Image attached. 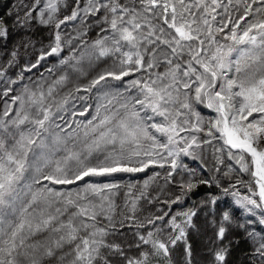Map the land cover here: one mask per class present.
I'll list each match as a JSON object with an SVG mask.
<instances>
[{
    "label": "snow or ice",
    "instance_id": "6c2138e0",
    "mask_svg": "<svg viewBox=\"0 0 264 264\" xmlns=\"http://www.w3.org/2000/svg\"><path fill=\"white\" fill-rule=\"evenodd\" d=\"M63 2L21 5L24 12L16 21L21 28H30L33 20L54 28L48 50L27 71L60 55L65 43L61 26L69 21L83 25L95 17L102 35L90 44L81 41L78 53L74 49L60 60L70 71L46 88L24 85L0 110V264H117V259L120 264H152L154 258L171 264L170 249L178 242L185 243L191 264L186 228L195 212L177 214L185 217L183 226L177 216L165 220L168 212L137 224L152 227L146 234L137 231L135 243L127 245L139 251L135 256L113 239L131 227L126 221H136L138 202L148 199L147 189L159 173L145 179L138 194L131 183L92 178L146 173L164 168L171 157L170 179L177 157L194 156L195 149L213 140L222 141L214 146L215 153H226L240 172L254 178L258 191L250 189L252 195L239 197L236 204L251 216L260 210L258 222L264 226V0H73L71 14L61 19ZM7 36L0 24V38ZM29 44L30 39L24 42ZM16 56L13 50L8 67ZM108 60L111 64L86 86L56 99L73 73L83 75L85 62L91 66ZM3 79L6 68H0ZM109 81L119 84L104 90ZM92 89L101 92L103 101L92 119L70 132L55 122L73 92ZM12 91L8 87L2 95ZM199 106L215 112V119L206 122ZM198 133L208 138L200 140ZM215 159L223 163L219 155ZM70 185L77 187H56ZM194 186L191 181L181 184L182 195ZM122 187L128 191L121 207L116 197ZM181 200L177 196L170 204ZM231 221L225 211L217 232L220 241L227 231L224 224ZM165 227L172 229L166 238ZM246 236L255 245L253 255L264 264V234L246 230ZM227 252V247L215 251L213 264H224Z\"/></svg>",
    "mask_w": 264,
    "mask_h": 264
},
{
    "label": "trees",
    "instance_id": "16d2710c",
    "mask_svg": "<svg viewBox=\"0 0 264 264\" xmlns=\"http://www.w3.org/2000/svg\"><path fill=\"white\" fill-rule=\"evenodd\" d=\"M2 0H0L1 2ZM95 17H88L85 24H81L79 20L74 24V27L72 28L74 30L73 34H66L64 37V45L63 50L60 53L59 56L53 55L49 56L47 60H41L37 64L38 67L31 68V70L27 73H23V81L26 79L25 77H30L31 74L35 75V78L33 80H30L28 82H24V85H28L30 87H35L37 84L43 85L45 88L48 84L52 83L55 79H57L60 75H62L64 72L70 71L66 65H61L60 60L68 58L73 54V50L75 49L77 53L79 52V45L81 41H87L89 44L99 38L102 33L100 32V26L95 22ZM35 29L40 28V23L38 20H34ZM43 31L37 30L35 32V36L38 38L40 37V33ZM86 32V35L83 34ZM90 36L93 38L89 42ZM53 35L51 36V38ZM38 59L28 63L27 68H29L32 64H36ZM49 64V66H46L44 63ZM87 63V62H85ZM111 63L108 61H101L98 63H94L93 65L89 66L83 65V75H78L73 73L71 77V81L67 84L66 87L58 90V95L56 97L57 100L61 99L64 95H66L69 91H72L76 86H86L93 78H95L100 72L104 71ZM51 69V72L49 71ZM26 74V76L24 75ZM131 79V77L126 78ZM119 82L111 81L110 88L115 89L118 86ZM16 88L19 86V84H15ZM22 89V87H21ZM122 90V89H121ZM20 92V91H19ZM96 91L95 89H92L90 92L80 91L79 93L73 92L72 96L69 99L68 104L64 105V110L60 111L56 114L54 117L55 122L61 127H63L66 131H72V129H76L77 123L86 124L88 120L92 119V117L96 113L95 107V97H96ZM83 97V99H81ZM9 102L11 99H8ZM198 110L200 111L201 115L204 117L205 121L207 122L209 119L214 120L217 114H214L211 109H207L203 106H199ZM210 110L213 112V115L211 114ZM55 111V110H54ZM84 113L81 115L80 113ZM69 125L71 127H69ZM205 129H207V123L204 125ZM79 131V130H78ZM199 136V135H197ZM203 136V135H202ZM207 139V138H206ZM202 140V139H200ZM204 140V139H203ZM221 141L213 140L212 145H204L200 149L194 150V156L189 155L185 156L181 154L179 157H177V163L179 161L178 167L175 171H173L172 176L170 179H168V172L172 171L170 167V162L165 165L166 171L164 176L165 179L161 180L159 184L156 185L155 190H149L152 187H149L147 189L148 199H150L152 202L149 203L148 199H142L138 202V210L136 212V221H131V227H125L122 229V232L126 233L127 237V244H134L136 237L135 233L139 231L140 233H145L149 229L147 227L145 228V231H142V228H137V224H139V221H142L144 218L143 216L146 215L147 217H154L158 216L163 211L166 210L169 211V216L165 220H170L172 216H177V222L181 223L182 219L185 218L183 215H174L172 211L175 208H178L177 210H181L179 213L185 212L187 210L184 209V206L192 207L188 209L187 211H191L196 207V203H199V198L204 197L207 194H213L216 195V205L220 206L223 204L220 200L223 199L219 196L220 194V187L221 189H228V185H232L233 183H228L231 180V178L234 177L233 173L243 175L242 172H240L239 166L235 164V161H230L227 158L226 153H215L214 152V146L219 147L221 145ZM219 155L220 158L223 160V163H218L215 159V156ZM195 157V158H194ZM184 160H189L184 161ZM181 161L183 165H181ZM187 165V166H186ZM229 165L232 166V170L229 169ZM219 169L217 171L216 169ZM155 168H150L146 173H143L140 177H136L135 175H129V174H117L115 178L109 177L105 180L101 181H95V182H111L113 179L115 182L121 183L122 185H127L129 183L135 185L133 188V193L138 194V191L143 185V181L147 179L149 176H152L153 173H155ZM227 173V174H226ZM248 176H250L248 173H246ZM253 179L249 177V180ZM193 182L194 188L190 192H186L182 195V189L180 187L181 184H185L187 182ZM200 181H207L208 183H201ZM154 182V181H153ZM150 183L151 184L153 183ZM59 188H65L75 190L77 185H70V186H56ZM128 191L127 187H122L120 190V194L116 197V203L119 206H123L125 202L124 194ZM170 193L173 198H176L177 196H182V200L180 203L177 204H170L165 203V201L170 200L166 195L167 193ZM230 205V204H229ZM184 209V211H183ZM231 209V217L232 221L231 223H225L224 226L226 227L227 231L225 233V238L223 241H220L217 238V232L219 227L222 224V218L216 217L217 222L212 223L210 217L208 215H205L204 217H201L200 223H203L205 227L208 226V224H211L210 230L205 233V228H196L200 230L201 232H204L206 234L205 236H208L210 246L206 252L200 253L203 259L209 258L210 263L213 264V253L219 248L222 247V243H225V239H228L227 247L230 249L229 253L226 255V261L227 264H231L232 261H235L237 258L241 259V264H256L255 262L258 261L257 264H260V261L257 257L253 255V249L254 245L248 240L246 236V230L247 231H254L258 233H263L260 228L259 224H257L255 221L253 223L252 220L247 219L244 216L243 213H238L234 211V208ZM127 212V209L124 210ZM242 212V211H241ZM224 213V212H223ZM222 213V214H223ZM249 221H252L251 223ZM215 225V226H214ZM240 225H244V227H240ZM169 230H171L168 227ZM199 232L193 233V234H187V245H190L191 247V253H193L196 250V247L199 245ZM264 234V233H263ZM207 237L202 236V244L204 240ZM117 242V241H116ZM126 244V245H127ZM185 243L184 242H178L177 246L175 248L170 249L171 255L174 254V257H178L179 261L181 263L187 262L186 259V252H185ZM133 248V247H132ZM131 249H127L129 255H131ZM192 257V255H191ZM254 258L253 262H249L251 258ZM250 258V259H249ZM167 261L160 260L157 258H154L152 260V264H165ZM224 263V264H225ZM117 264H120L119 259H117Z\"/></svg>",
    "mask_w": 264,
    "mask_h": 264
},
{
    "label": "rangeland",
    "instance_id": "374dc122",
    "mask_svg": "<svg viewBox=\"0 0 264 264\" xmlns=\"http://www.w3.org/2000/svg\"><path fill=\"white\" fill-rule=\"evenodd\" d=\"M33 3H34V0H2L0 2V24H2L8 30L7 38H0V68H6V79L0 80V110L3 109L6 101L9 102L8 99H11L12 96L19 94V91H21V87L23 88L24 82H28V81L33 80L35 78V75L31 74L29 79H28V77H25L26 79L24 81H23V79L22 80L19 79L21 74L29 72L26 70L28 63H30L36 59L39 60L40 55L43 52L48 50V46L50 45V43L52 42V39H53V37L51 38V36L54 34V28L51 26H44V25L40 24V28L37 30H41L43 32L40 33V37L38 38L37 36H35V32L37 30L35 29L34 20L32 21L30 28H28V29L21 28L17 24L16 21L22 17L23 12H24V8H22L21 5L23 4V5L31 6ZM73 7H74L73 0H64V2L60 5V10L58 13L59 18L62 19L65 15H70ZM17 13L21 14L20 17H18ZM36 15H37V13L34 12L33 16H36ZM76 22L77 21H69L67 24L61 26V35H62L63 39H64L66 34H73L74 33V30L72 28L74 27V24ZM29 39L31 40V44H29V46L25 47L24 42L28 41ZM91 40H93V38L90 36L89 42ZM13 50H16V52H17L16 63L13 66L8 67L7 66L8 61L12 59L11 53L13 52ZM48 57H46L44 60H47ZM109 62L111 63L110 60H109ZM44 64L46 66H49V64H46V62ZM83 65H87V63H84ZM24 75L26 76V74H24ZM8 80H17L18 82L16 84H19V86H17V88H16L15 84L10 85L7 82ZM110 85H111V81H109V84L107 86H105L104 90H108V91L114 90V89L110 88ZM8 87H11L13 89V91L9 93L8 97H4L2 95V93ZM95 91H96L97 96L95 97V105L93 106V107H95L94 109H96V107L99 103L103 102L100 99L101 92L98 91L97 89H95ZM210 112L213 115V112L211 110H210ZM214 114H216V113H214ZM157 135H159V134H157ZM181 135H187V134L182 133ZM197 135H199L198 139L203 140V139L208 138L205 133H198ZM216 135L218 136L219 134L216 133ZM221 143H222V141H221ZM171 159L172 158L170 157L169 162L171 161ZM184 161H188L190 163L189 160H184ZM184 161L180 162L182 166H185L182 163ZM166 164H168V163H166ZM177 164H179V161ZM154 168H155L154 169L155 173H159V176H157L155 178L154 182L151 184L150 187H152V188L151 189L149 188V190H153V191L155 190L156 185L159 184L161 180L165 179V177H163V176L165 174L164 171H166V167L160 168V167L156 166ZM142 174L143 173H136V174H129V175H135L136 177H140ZM233 174H234V177L231 178L232 181L228 182V183H233V184L228 185L229 187H228L227 194L225 193L224 189H221V187L219 188L221 190L219 196L223 198L220 200L221 202H223L221 207L217 206L215 204L216 202L212 203L213 199L216 198V195H213V194H207L204 197L199 198V203L197 202L196 203L197 206L194 207V209H192L191 211H187L188 209L192 208L191 206L190 207L184 206V209L185 208L187 209V210H185V212H195V215L192 217V222H191L192 226L186 228L187 234L188 233L193 234V233H198V232L200 234V230L196 229V228H205L206 229L205 233H207L211 228V224L209 223L208 226L205 227V225L203 223L199 224L200 220H198V219H200L201 217H204L205 215H208L210 217L212 223H215V222H217L216 217L222 218L223 212L228 211L231 214L230 208H234L235 209L234 211H236L240 214L243 213L244 215L241 214V216H244L247 219L252 220L253 223L255 221L257 224H259L258 221H259V211L260 210H256V212H257L256 216H251L250 214H248L246 212V210L240 208L236 204V199H238L239 197L252 195V192L250 191V189H254V190L258 191V186L255 184L254 178L249 180V177L250 178H252V177L248 176L246 173H243V172H242L243 175L236 174V173H233ZM145 175H147V173H145ZM92 179L95 181H101V180H105L106 178H92ZM233 185H235V187H232ZM233 192L238 193V195L233 196L232 195ZM166 196L168 198H170L169 203L173 199H175V198H173V196L169 192L167 193ZM252 198L258 199V196H253ZM177 209L178 208H175L172 211V213H174V215L178 214L181 211V210H177ZM184 209H183V211H184ZM165 212H168V216H169V211L166 210ZM162 213H160L159 215H161ZM143 217L144 218L142 219V221H139V223L144 222L146 220V218H149L150 216L147 217L146 215H144ZM167 217H165V219ZM184 220H185V218L182 219V222ZM130 223H131V221H126V224H130ZM160 223L161 222H159V221L157 222V224H160ZM182 226H183V223H182ZM151 227L152 226L149 225V226H147V229L150 230ZM259 228L264 233V226L260 225ZM142 231H145V228H142ZM170 232H172V229L169 230L168 227H165V233H164L165 238L167 237L168 233H170ZM263 233H261V234H263ZM145 234H146V231H145ZM174 234L175 233H173V235ZM205 235L206 234H204V232H201V234L199 236V240H200L199 245L196 247V250L192 253L191 264H211L209 258L203 259L202 256L200 255V253L206 252L208 250V248L211 247L209 243H212V242L208 241V238H210V237H209V235L208 236H205ZM202 236H203V238L207 237L204 240L203 244H202V240H203ZM126 237H127L126 233L123 232V235H118V236L114 237L113 239H115V241H117L118 243H122L125 246V248H127L128 244H127ZM228 242H229L228 239H225V243H222V247H227ZM212 244H214V243H212ZM254 247H255V245H254ZM229 251H230V249H228L227 254L229 253ZM127 254L129 255L128 251H127ZM130 254L131 255H129V256H135V255L139 254V251L135 247H133ZM174 256H175L174 254L171 255V264H187V262L181 263V261H179V258L174 257ZM253 260H254V258H251L249 262H253ZM241 263H242L241 259L237 258L235 261H232L231 264H241ZM255 263L257 264L258 261H256ZM165 264H167V262ZM225 264H227V262Z\"/></svg>",
    "mask_w": 264,
    "mask_h": 264
}]
</instances>
